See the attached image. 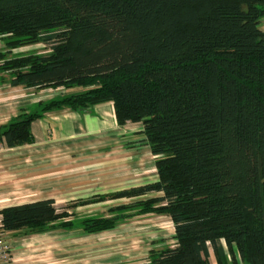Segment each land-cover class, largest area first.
I'll list each match as a JSON object with an SVG mask.
<instances>
[{
    "label": "trees",
    "instance_id": "trees-1",
    "mask_svg": "<svg viewBox=\"0 0 264 264\" xmlns=\"http://www.w3.org/2000/svg\"><path fill=\"white\" fill-rule=\"evenodd\" d=\"M263 20L264 0H0V83L75 89L22 111L0 139L30 144L45 113L112 101L120 125L143 124L158 172L73 205L132 199L110 216L80 220L46 198L5 207L3 228L97 233L167 215L175 243L141 264H211V249L217 264H239L236 250L264 264ZM38 43L48 50L14 52Z\"/></svg>",
    "mask_w": 264,
    "mask_h": 264
},
{
    "label": "rangeland",
    "instance_id": "rangeland-1",
    "mask_svg": "<svg viewBox=\"0 0 264 264\" xmlns=\"http://www.w3.org/2000/svg\"><path fill=\"white\" fill-rule=\"evenodd\" d=\"M1 40L0 49H4ZM47 50L46 45L38 43L14 52L28 54ZM61 94L63 90L42 92L46 98ZM42 153V180L39 176L32 181H42V197L53 196L61 211L67 209L71 217L80 220L89 216H110V208L132 199H108L77 207L74 203L154 182L157 178L154 162L146 155L133 157L130 153H101L97 149L77 147L66 152L51 149ZM53 230L42 235V247L47 251L42 258L50 261L57 256L62 264H141L152 248L175 243L174 224L167 215H137L113 229L97 233H85L81 229L73 233L59 228ZM210 257L213 261L214 257ZM74 260L78 261L72 262Z\"/></svg>",
    "mask_w": 264,
    "mask_h": 264
},
{
    "label": "crops",
    "instance_id": "crops-1",
    "mask_svg": "<svg viewBox=\"0 0 264 264\" xmlns=\"http://www.w3.org/2000/svg\"><path fill=\"white\" fill-rule=\"evenodd\" d=\"M1 41L4 47V41ZM50 90L56 92L63 90V94L75 91L63 87L35 89L0 83V126L8 124L22 111L32 109L40 101L49 99L43 97L42 92ZM142 129L141 122L120 125L115 115L114 103L108 101L96 104L84 112L62 109L45 113L43 117L31 123L34 140L30 144L9 147L4 139H0V219L1 211L5 207L46 198L54 199L53 196L42 197V181L35 182L36 177L39 176L42 180V151L56 149L66 152L74 147L93 148L101 153H119V155L130 153L133 157L146 155L155 165V156L143 140ZM155 170L156 181L158 179L156 166ZM3 230L4 239L11 247L10 264H62L57 256L50 261L42 258L47 253L46 248L42 247V235L54 230L43 232H28L27 229ZM221 244L231 263L232 257L226 242L221 240ZM235 254L239 264H246L241 261L237 250ZM210 256L214 257L213 261H210L211 264L217 263L212 249Z\"/></svg>",
    "mask_w": 264,
    "mask_h": 264
},
{
    "label": "built area",
    "instance_id": "built-area-1",
    "mask_svg": "<svg viewBox=\"0 0 264 264\" xmlns=\"http://www.w3.org/2000/svg\"><path fill=\"white\" fill-rule=\"evenodd\" d=\"M2 218L0 219V264H10L12 261L11 247L4 239Z\"/></svg>",
    "mask_w": 264,
    "mask_h": 264
}]
</instances>
